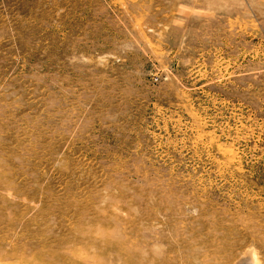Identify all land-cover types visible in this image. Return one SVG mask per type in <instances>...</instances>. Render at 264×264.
Returning a JSON list of instances; mask_svg holds the SVG:
<instances>
[{
    "label": "rangeland",
    "instance_id": "374dc122",
    "mask_svg": "<svg viewBox=\"0 0 264 264\" xmlns=\"http://www.w3.org/2000/svg\"><path fill=\"white\" fill-rule=\"evenodd\" d=\"M0 264H264V0H0Z\"/></svg>",
    "mask_w": 264,
    "mask_h": 264
}]
</instances>
